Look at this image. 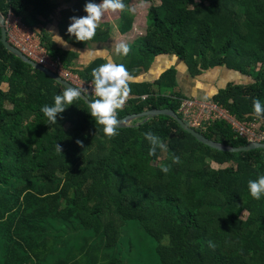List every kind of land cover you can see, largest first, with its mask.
Returning a JSON list of instances; mask_svg holds the SVG:
<instances>
[{
    "label": "trees",
    "instance_id": "1",
    "mask_svg": "<svg viewBox=\"0 0 264 264\" xmlns=\"http://www.w3.org/2000/svg\"><path fill=\"white\" fill-rule=\"evenodd\" d=\"M72 1L0 0V10L23 15L30 6L38 26ZM144 1L151 4L144 34L130 45L129 73L170 54L190 76L215 67L249 74L250 84H229L211 99L238 119L263 121L253 114L252 102L264 104V0ZM86 2L75 0L62 9L58 23L62 38L79 48L104 44L109 35L98 27L93 39L81 42L67 33L70 17L86 15ZM121 16L124 34L131 18ZM41 33L50 55L92 82V70L103 59L75 69L76 54L61 51ZM175 73L170 67L160 75L158 92L181 97L172 93ZM0 83L8 85L0 88V264H129V256L140 264H264V196L254 199L248 190L250 179L264 175V149H211L168 115L133 119L109 138L82 98L50 124L41 107L52 105L65 87L1 40ZM130 88L118 120L152 109L177 113L176 98L154 95L150 84L132 82ZM196 131L223 145L247 144L224 121ZM149 132L166 145L156 148L163 152L160 165L151 163ZM174 156L180 163H173ZM209 162L231 166L213 169Z\"/></svg>",
    "mask_w": 264,
    "mask_h": 264
},
{
    "label": "clouds",
    "instance_id": "2",
    "mask_svg": "<svg viewBox=\"0 0 264 264\" xmlns=\"http://www.w3.org/2000/svg\"><path fill=\"white\" fill-rule=\"evenodd\" d=\"M126 5L123 0H100L94 3L89 0L84 5L86 15L70 17L71 23L67 27V33L73 35L77 41L85 42L95 37L100 26L104 13L107 11H124ZM51 32V31H50ZM52 33V32H51ZM55 42L67 47V41L58 34L52 33ZM131 51V46L120 41L115 45L117 55L127 56ZM92 85L94 86L95 98L88 100V109L95 122L102 126L104 134L111 138L117 135L116 125L118 124V111L122 110L131 92L130 83L134 82V77L129 73L122 63L108 62L100 64L92 70ZM86 90L83 88L66 86L61 94L54 97L52 105H43L41 112L47 117L50 124L57 123V117L67 106L72 105L80 99ZM253 114L257 118H264V104L256 98L252 102ZM152 147L150 155H154L156 148H166L159 137L151 132L145 134ZM81 142L78 140L77 144ZM58 152L62 153V147L56 144ZM173 163H180V157L174 156ZM161 171L167 173L169 166L161 165ZM250 195L259 200L264 196V175H259L256 179L248 181ZM211 246V245H210Z\"/></svg>",
    "mask_w": 264,
    "mask_h": 264
},
{
    "label": "built area",
    "instance_id": "3",
    "mask_svg": "<svg viewBox=\"0 0 264 264\" xmlns=\"http://www.w3.org/2000/svg\"><path fill=\"white\" fill-rule=\"evenodd\" d=\"M4 16L7 38L12 46L17 48L31 61L57 74L75 87L85 89L84 93L86 95L95 97L92 82L85 81L78 73L74 72L71 68H67L59 57L50 55L38 39L34 29L26 24L20 15L9 8ZM128 99L123 108L127 106ZM175 101L177 103V113H179L181 119L195 130L204 129L211 122L219 120L226 122L230 126L236 138L244 139L247 143H264L262 123L256 119H238L223 105L211 98L196 99L184 96L176 98Z\"/></svg>",
    "mask_w": 264,
    "mask_h": 264
},
{
    "label": "rangeland",
    "instance_id": "4",
    "mask_svg": "<svg viewBox=\"0 0 264 264\" xmlns=\"http://www.w3.org/2000/svg\"><path fill=\"white\" fill-rule=\"evenodd\" d=\"M52 1L57 2L59 0H52ZM74 1L75 0H73L70 3H63L59 8H57L55 10L54 14L50 17V20H48V22L45 25L44 24H38V26H37V25H35L36 22L31 20V17H30L31 16V7L30 6L27 8L26 12H24V14H23V15L27 16V17H25L26 21L24 19L23 20L26 24L27 23H33L34 26H32V27L34 28V31L36 32V35L41 42H42V39H41V34H42L41 32L42 31L47 33L48 35H50L51 38H53V35L50 32L51 26H55V25L57 26L58 25V23L60 21V17H61L60 16L61 10L69 8L70 6H72ZM123 2L126 5L125 10L124 11H116V12H112V11L105 12L102 20L100 21L99 28L104 30V31H106L108 29V34H109L108 40L109 41L111 40V37H114V40L119 39L118 42H120V38H118V33L120 32L119 26H120L121 21H122L121 14L125 13V14H127V16H129L131 18V25H130V29L127 31V33H124V34L128 37L127 38L128 41L131 42V44H132V42L137 37H141L144 34L146 13H147V9L151 3L144 1V0H123ZM28 12L30 15H28ZM22 16L20 15L21 18H23ZM28 25L30 26V24H28ZM52 28L56 32V27H52ZM124 34L122 36H124ZM114 40H112V41H114ZM52 41H53V39H52ZM103 45H105V43L104 44H91L90 46L92 47V46H103ZM116 59H118L119 64L122 63L125 66H127V63H128L127 62L128 61L127 56L117 55L115 57V60ZM74 60L72 62V67L75 69H79V67L82 65L80 63L75 64ZM82 64H83V62H82ZM148 67H147V69H148ZM260 68H261V64L258 63L257 70H259ZM167 69L168 68L158 69L155 73H153V76H152V78H150V81L148 84H150L151 93H154V95H157L159 97H165V98L170 97V99L174 100L176 98V95L170 96L167 94H161L160 92H158V87L155 84V81H157L160 78V75L162 73H164ZM141 71H144V68H141V70L139 72H141ZM223 72H224V70L222 68L215 70V72L213 74H211V71L209 73V71L207 72V70H205V71H202L200 74L196 75V77H199V80H201L205 83H209L210 80H208L206 77L203 76V75H205V73H209V77H210V79H212V81L209 84H210V87H212V88H217L219 86L225 85L226 80L228 82L231 81V83H229V84H233V85H237V84L238 85H248L252 81H254V79H252V77L249 74H244V73L237 72V71H235V73L233 72L234 74H232L230 72L231 76H232V78L230 80V78L227 75H223L224 73H227V72H224V73ZM174 87L172 90L176 91V88H174ZM226 87H227V85H226ZM0 88L2 90L6 91L8 89V85L6 83H0ZM172 93L174 94L175 92L173 91ZM180 95H181V97L184 96V94H182V93ZM194 97L196 98L198 96H194ZM7 108H10V106H7ZM263 121H264V119H263ZM263 121L260 120L259 122L263 124ZM162 154H163L162 151L159 152L158 150H156L155 154L152 155V161H151L152 165H160L161 164V159H162L161 155ZM190 159L191 158H188V160H190ZM209 165L213 169L226 168V167L231 166L230 163L216 164L214 162H209ZM245 215H246L245 211L240 212L241 218H244ZM127 261L129 262V264H140L139 261L137 259H135L133 256H129L127 258Z\"/></svg>",
    "mask_w": 264,
    "mask_h": 264
},
{
    "label": "crops",
    "instance_id": "5",
    "mask_svg": "<svg viewBox=\"0 0 264 264\" xmlns=\"http://www.w3.org/2000/svg\"><path fill=\"white\" fill-rule=\"evenodd\" d=\"M52 27H56V32L54 31ZM50 31L60 36L58 25L51 26ZM122 35L123 34H121L120 32L118 33V38H120V41H124L130 45L131 42L128 41L127 39L128 37L125 34L124 36ZM52 39L54 40V37ZM112 40H114V37H111V40L110 41L108 40L103 46H92V47L88 46L85 48H79L68 42H67V47L62 46L61 44L55 41L53 42L55 43L56 47L59 48L61 51H69V52L75 53L76 54V59L74 60L75 64L80 63L83 67H86L88 64H90L96 59H103L104 63H108V62L116 63L117 62L119 64L118 59L115 60V57L117 56L115 52V45L118 43L119 39L118 40L115 39L114 40L115 42ZM149 65L150 66L148 67V69L146 68L147 70L144 69V71L138 72L136 75L133 76L135 78L134 79L135 83H147L148 84L150 81V78H152L153 76V73H155L158 69L160 68L169 69L170 67H173L176 72L175 73L176 84L174 87L176 88V91L172 90V92L174 91L175 94H179V95L182 93L184 94L185 97H191V98H195L194 96H198L196 97V99H210L219 91V89H223L226 87V85L231 83V81L228 82L226 80V83L223 86H219L217 88L210 87L209 83L212 81V79H210L209 77L210 71H211V74H213L215 70L222 68L224 72H227V73L223 72L224 73L223 75H227L230 78V80L232 78L231 73L232 74L235 73L234 70H229L225 67L211 68L207 70V72L209 71V73H205V75H203L208 80H210L209 83H205L199 80V77L190 76L186 70L184 63L178 60L174 55H170V54H161V55L155 56ZM82 66H80L79 69H82L83 68Z\"/></svg>",
    "mask_w": 264,
    "mask_h": 264
},
{
    "label": "water",
    "instance_id": "6",
    "mask_svg": "<svg viewBox=\"0 0 264 264\" xmlns=\"http://www.w3.org/2000/svg\"><path fill=\"white\" fill-rule=\"evenodd\" d=\"M0 29H1L0 40L2 41L3 46L9 52L19 57L22 61L30 65L32 68L44 73L45 75L49 76L53 80L57 81L64 87L66 86L75 87L68 81L59 77L57 74L49 71L48 69L42 67L41 65H38L34 61H31L22 52H20L17 48H15L9 43L8 38H7L6 26H5V16L1 10H0ZM81 98L84 99V101L88 104V100L90 99L85 93L83 94ZM156 115L170 116L178 123L181 129H183L185 132H187L192 137H194L198 142L206 145L207 147L211 149H215V150L223 151V152H230V153H236V152H242V151H248V150H254V149H264V143H247L244 146L233 147V146H227V145H223L221 143L209 140L206 137H204L201 133L196 131L195 129L189 127L186 123H184V121L178 116L176 112L169 110V109H160V110L152 109V110H146V111H143L137 114H129L123 119L118 120V124L116 125V128L126 127L128 122L136 118L150 117V116H156Z\"/></svg>",
    "mask_w": 264,
    "mask_h": 264
}]
</instances>
